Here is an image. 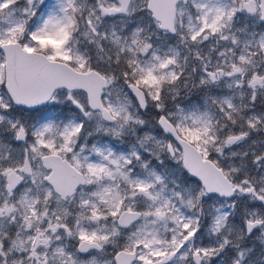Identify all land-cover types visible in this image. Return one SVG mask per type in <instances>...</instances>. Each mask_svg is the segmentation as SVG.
<instances>
[{
	"label": "snow or ice",
	"instance_id": "snow-or-ice-1",
	"mask_svg": "<svg viewBox=\"0 0 264 264\" xmlns=\"http://www.w3.org/2000/svg\"><path fill=\"white\" fill-rule=\"evenodd\" d=\"M0 264H264V0H0Z\"/></svg>",
	"mask_w": 264,
	"mask_h": 264
}]
</instances>
